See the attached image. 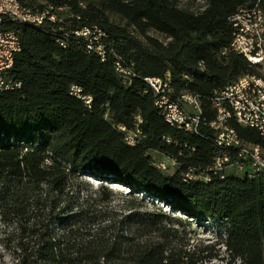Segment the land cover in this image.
I'll use <instances>...</instances> for the list:
<instances>
[{"label": "trees", "instance_id": "1", "mask_svg": "<svg viewBox=\"0 0 264 264\" xmlns=\"http://www.w3.org/2000/svg\"><path fill=\"white\" fill-rule=\"evenodd\" d=\"M41 1L25 0L35 10L51 6L54 22L0 23L20 42L8 72L20 88L0 93V243L13 264H264V175L183 182L179 170H158L148 153L175 158L182 170H206L219 154L211 98L256 72L242 55H221L233 36L229 17L257 0H203L194 10L180 0ZM59 12L67 15L62 21ZM90 26L112 41L103 61L73 34ZM110 49L137 73L129 84L114 71ZM166 72L173 96L198 95L196 132L171 127L154 106L143 77ZM72 85L89 106L69 94ZM137 115L142 138L130 146L118 127L134 130ZM230 125L244 141L264 145L254 129ZM86 176L107 184L93 190ZM112 185L145 193L171 213L139 196L116 207ZM208 220L218 236L194 243L191 224Z\"/></svg>", "mask_w": 264, "mask_h": 264}, {"label": "built area", "instance_id": "2", "mask_svg": "<svg viewBox=\"0 0 264 264\" xmlns=\"http://www.w3.org/2000/svg\"><path fill=\"white\" fill-rule=\"evenodd\" d=\"M264 0H257L251 7L241 8L229 17L233 32L229 45L221 50V55L230 52L242 55L256 68L255 73L238 77L235 81L213 94L211 101L215 109V116L209 127L214 132V145L219 154L211 161L206 170L189 167L181 169L175 158L164 156L161 162H153L160 171L169 168L179 170L183 182L200 180L209 181L210 175L223 179L230 174L254 177L264 175V145L250 143L239 137L230 125L234 121L244 127L254 129L264 139ZM21 24L40 26L45 20L54 22L56 15L52 7L43 10L31 9L25 0H0V23L2 19ZM84 44L87 52H94L103 61L106 59L107 45L112 41L107 34L97 26L83 27L73 31ZM63 45V44H62ZM64 46V45H63ZM20 51L18 36L13 31L0 30V93L20 88V83L9 76L15 55ZM114 57V71L124 84H129L137 73L132 64L126 65L112 49ZM146 85L154 95V106L164 121L178 130L196 132L202 118V107L198 95L181 92L173 96L170 75L166 72L162 77H143ZM69 94L83 100L89 106L91 98L82 95L81 88L70 86ZM139 115L134 117V130L127 131L118 127L123 134L124 141L134 146L142 138ZM169 142L168 138L165 139ZM240 264V260H236Z\"/></svg>", "mask_w": 264, "mask_h": 264}, {"label": "rangeland", "instance_id": "3", "mask_svg": "<svg viewBox=\"0 0 264 264\" xmlns=\"http://www.w3.org/2000/svg\"><path fill=\"white\" fill-rule=\"evenodd\" d=\"M27 3L31 6H38L42 3L41 0H26ZM203 3V0H180V6H185L190 8L191 10L197 9L199 6H201ZM61 21L67 16L66 14H62L59 12ZM109 19L113 23L125 26L126 22L121 19L118 15H115L113 13L109 14ZM130 30H132V27H128ZM149 35L154 36L155 38L159 39L160 41H166L165 37L159 33H156L154 31H148ZM149 156L151 157L153 162H161L164 160V156L159 153L155 152H148ZM165 174H172L174 173V169L169 168L167 171H164ZM85 180L87 181L88 185L93 189L96 190L99 188L101 184L106 185V181H100L96 178L86 176ZM112 187L116 188L112 190V192L108 193L110 195V202L112 205L116 207L120 206H126V200L132 199L135 196H139V199L144 200L145 204L148 207H151L153 204H157V206L161 207L162 211L166 213H171L169 210V206L161 203L160 201H157L156 199L145 197V193H131L129 190L123 191L125 189H121L119 187H115V185H112ZM176 214H179L178 211H175ZM191 228L193 230L192 237L194 243L197 241H202L203 243H209L215 240V238L218 236L219 228L216 226L215 223L208 221L202 222V223H196L193 222L191 224ZM223 249V247L221 248ZM224 260H213L210 262V264H223ZM0 264H13L12 260V253L10 250L6 249L1 243H0Z\"/></svg>", "mask_w": 264, "mask_h": 264}, {"label": "crops", "instance_id": "4", "mask_svg": "<svg viewBox=\"0 0 264 264\" xmlns=\"http://www.w3.org/2000/svg\"><path fill=\"white\" fill-rule=\"evenodd\" d=\"M175 171V170H174Z\"/></svg>", "mask_w": 264, "mask_h": 264}]
</instances>
